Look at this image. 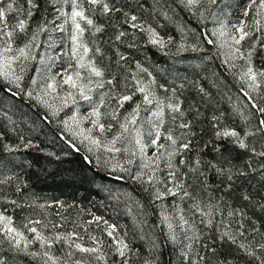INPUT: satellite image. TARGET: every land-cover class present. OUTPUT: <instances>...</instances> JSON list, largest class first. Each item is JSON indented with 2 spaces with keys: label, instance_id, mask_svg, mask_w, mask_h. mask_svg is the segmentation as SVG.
<instances>
[{
  "label": "snow or ice",
  "instance_id": "snow-or-ice-1",
  "mask_svg": "<svg viewBox=\"0 0 264 264\" xmlns=\"http://www.w3.org/2000/svg\"><path fill=\"white\" fill-rule=\"evenodd\" d=\"M174 2L204 25L198 32L199 39L192 43H186L185 36L180 41L168 37L166 42L119 0H0V80L5 82L0 91L48 110L42 118L45 122L64 112L67 118H61V123L72 139L64 135L60 138L69 149L81 151L74 143L79 135L89 145V152L107 154V159L96 156L95 167L106 170L109 178L138 183L153 201L170 200L174 212L162 213V223L168 229L164 236L178 249L181 264H234L228 252L217 249V242L242 253L246 264H264V221L245 210L251 206L264 216V196L254 201L252 193L240 191L238 199L244 202L240 207L227 199L250 179L258 177L260 188H264V0H235L238 12L231 15L225 8L233 5L224 4V0ZM209 20L216 25L212 30L205 24ZM108 28L112 34L104 42L100 38ZM127 29L147 33L149 43L159 48L176 44L177 54L199 52L203 44L227 48L223 62L240 81L239 91L249 110L242 114L246 121L242 128L212 117V139L203 145L205 150L211 148V159L206 160L207 151H199L193 143L196 133L183 119L176 88L171 89V96L160 100L155 89H169L158 85L140 62L133 67L130 57L120 51L121 47H137ZM53 32L62 36L67 33L70 50L62 52L61 58L69 57L68 67L53 73L43 84L29 77L35 88L28 90L24 74L37 59L34 50L42 46V36L50 37ZM104 43L113 45L115 55L106 54ZM40 59L52 58L40 55ZM53 93L60 101L56 107L46 99ZM142 111L149 114L146 135L150 145L141 130L145 119ZM167 116L181 130L179 135L167 125ZM85 124L90 126L82 127ZM6 139L0 131V152L38 148L23 134L17 136L15 144L4 142ZM150 146L155 150L148 155ZM194 151L195 157L190 155ZM83 160L94 163L88 155ZM13 184L21 192L19 177L0 178V187ZM0 200L13 212L25 207L3 192ZM90 215L86 221H72L73 227L68 230L63 216L57 223L25 217L20 224L7 207L0 209V245L7 246V252L0 253V264L17 258H29L34 264H162L159 241L150 240L151 251H147L143 245L129 241L127 233L118 231V225L103 216ZM213 230L214 234L208 236L207 232Z\"/></svg>",
  "mask_w": 264,
  "mask_h": 264
},
{
  "label": "trees",
  "instance_id": "trees-1",
  "mask_svg": "<svg viewBox=\"0 0 264 264\" xmlns=\"http://www.w3.org/2000/svg\"><path fill=\"white\" fill-rule=\"evenodd\" d=\"M119 2L146 25L150 24L166 42L168 37L180 41L181 37L185 36L187 37L185 42L192 43L199 39L198 32L204 27L174 0H119ZM138 4L141 6L137 7ZM228 4L233 5L232 8H227L230 11L229 15L237 12L238 9L234 7L235 0H229ZM113 23L118 22L113 20ZM205 24L211 30V21H205ZM127 30L130 36L135 37L137 47L133 49L121 47L120 51L130 57L133 67L135 62H140L152 73V78L158 85L163 84L169 89L168 92L155 89L160 100L171 96V89L176 88V96L180 97L184 111L183 119L191 123L196 133L193 143L198 146L199 151H207L204 157L206 160L211 159L213 155L211 148L205 150L203 145L212 139L210 128L212 117H221L228 126L242 128L246 122L242 114L249 110L245 98L239 91L240 81L223 62L222 53L216 47L203 44L199 52L187 51L177 54L176 44L166 43L165 48H159L149 43L147 33ZM111 34L112 29L108 28L100 40L106 42ZM64 36L68 42L67 33ZM103 47L107 55H115L113 45L104 43ZM62 49L63 52H68L70 46ZM68 61L69 59L65 58L61 64ZM113 71H117L115 66ZM32 72L33 68L25 74L23 83L28 86ZM141 75L144 77L145 74ZM4 83L0 80V87ZM46 111L48 110L34 101L21 97L13 98L0 91V131L7 136L4 142L15 144L17 136L23 134L38 145V148L12 154L0 152V178L19 177L21 185V192L16 191V184L0 187V192L9 199H16L25 205L23 210L17 208L13 212L11 206L0 200V209L7 207L8 212L13 214L16 222L20 224L24 222L25 217L57 223L61 222L60 218L63 216L67 218L64 227L68 230L73 227L72 221H86L91 218L90 214L103 216L110 223L118 225L119 232L127 233L129 241L143 245L147 251H151L150 240L159 241L162 245V264H181L178 249L165 240L166 230L158 219L156 201H153L138 183L130 179L116 181L108 177L106 170L97 169L96 156L100 155L102 159H107L106 153L97 150L89 152L76 141L74 143L81 151L77 153L69 149L60 137L64 135L71 140V136L65 132L59 118H50L51 122H45L42 118ZM141 115L145 117L143 120L145 124L148 113L142 111ZM166 122L179 135L181 130L172 124L170 116L166 117ZM148 127L141 129L145 133L144 139ZM145 141L147 142V139ZM49 152L54 155L48 156ZM84 155L92 158L93 165L84 162ZM190 155L195 157L196 152ZM232 156H236L234 151ZM240 191L252 193L254 201L264 196V188H260L258 177L243 182L237 192L227 197L228 202L236 207L244 203L238 199ZM163 202L173 205L170 200ZM61 204L64 207H61ZM245 210L249 216H259L264 221V216L258 209L249 206ZM213 234L214 230L207 232L208 236ZM141 236H145L146 239L141 240ZM216 246L219 251L228 252L234 258V264H246L247 258L243 257L242 253L231 251L228 245H221L219 242ZM4 252H7V246L0 245V253ZM9 264L34 262L29 258H17L10 259Z\"/></svg>",
  "mask_w": 264,
  "mask_h": 264
},
{
  "label": "rangeland",
  "instance_id": "rangeland-1",
  "mask_svg": "<svg viewBox=\"0 0 264 264\" xmlns=\"http://www.w3.org/2000/svg\"><path fill=\"white\" fill-rule=\"evenodd\" d=\"M228 2H229V0H224V4H228ZM222 7H223V5H222ZM237 12H238V10H237ZM225 13L230 14V11L227 8H225ZM211 25H212L211 30L214 27H216V25L213 24L212 22H211ZM64 37L65 36H62L59 32H53L50 37L49 36H42L40 38L41 41H43L42 46L40 48H37L34 50L38 54L37 59L35 61L31 62L27 71L25 72V74L28 73L29 69L33 68L32 77L36 78L38 81L41 82V84H43V81H46L48 79V77H50L53 73L59 72L62 67H65V68L68 67L69 61L66 63H63V65L61 64V61L63 59H65V58L69 59V57L66 55L62 56V58H61V54L64 51L62 48L70 46V41L67 42L64 39ZM219 50L224 57V55H226V53H227V48L225 47L224 49H219ZM40 55H44L45 57H51L52 59H45V60L41 61ZM53 60L55 61V63H53ZM49 65H51L50 68H48ZM36 68H39L41 70L35 71ZM46 68H47V71H45ZM17 71H19V69H17ZM32 88H35V85H33L31 83V80H30L28 90H31ZM63 94L64 93L61 91L60 95L63 96ZM56 95H57V93H53L52 95L46 97V99L50 103L53 104V107H56L60 104V101L55 99ZM70 107L74 108V106H70ZM64 111H68V109H65ZM69 114H71V113L69 112ZM148 115H147L145 124H143L144 123L143 120L141 121V125L144 128L149 126L148 125ZM58 118H59V121L61 123V118L66 119L67 117L64 116V112H61L60 117H58ZM61 125H62V123H61ZM70 126L75 127L74 125H71V122H70ZM88 126H90V125H88V124L82 125V127H88ZM62 127H63V125H62ZM65 132L67 134H69V136H71V138H72L71 132H68L66 130H65ZM145 139H147V142L150 145V140L147 137V135H146ZM74 141H76L82 148H84L85 150L88 151L89 145L87 144L86 141H83L82 137H80L78 135ZM154 150L155 149L150 146L147 149V154L151 155V153ZM136 160H137V162L140 161L139 153L137 154ZM156 207L158 209V214H159L158 219L167 232L168 229H167L166 225H164L162 223V213L163 212H174V206L171 204H166L163 201H156Z\"/></svg>",
  "mask_w": 264,
  "mask_h": 264
}]
</instances>
